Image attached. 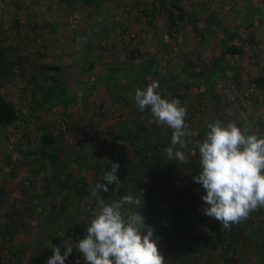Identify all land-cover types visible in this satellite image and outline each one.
I'll use <instances>...</instances> for the list:
<instances>
[{"label": "rangeland", "instance_id": "obj_1", "mask_svg": "<svg viewBox=\"0 0 264 264\" xmlns=\"http://www.w3.org/2000/svg\"><path fill=\"white\" fill-rule=\"evenodd\" d=\"M177 1L195 14L197 21L188 22L186 18L178 24V31L166 23L167 15L158 0H0V45L9 56L20 53L25 58L23 70L17 68L8 82H0V91L15 101L17 111L24 117L0 132V249L5 250L2 252L3 264H29L28 256L21 261L20 253L8 249L14 245L16 234L3 226L12 219L13 210L8 208L16 197L11 190L14 182L17 185L23 182L27 189L40 192L42 197L39 199L44 200L41 202L44 204L43 222L38 227L44 234V259L53 255L47 251L48 247H60L67 241L74 251L65 264H77V261L85 264L82 254L76 251L78 240L67 233L71 221L89 224L99 212L101 199L111 204L127 193L134 197L142 193L143 207L124 205V215L140 211L149 225V217L143 208L150 200L162 213L161 224L171 222V210H182L191 219V225L178 233L161 231L154 234L153 239L158 241L164 259L176 255L170 245L187 238V242L196 248L193 253L195 264H264V209L251 212L241 222L243 229L237 243L229 249L224 248L223 235L221 239L219 235L226 229L203 214L205 204L201 196L206 192L202 185L193 182V177L201 171L197 145L206 138L210 123L227 118V122L222 123L226 126L228 122H234L237 113L243 121L242 128L253 132L262 128L259 122L264 120V88L249 84L247 78L264 74V60L260 61V52L264 49V0ZM46 2H54L50 10L44 9ZM62 5L63 9L60 8ZM255 20L256 24L251 26ZM251 36L258 39V45L249 41ZM226 38L229 44L243 46L245 52L223 56V68L213 71L212 64L221 58ZM130 50H138L135 55L140 58L153 56L158 69L178 78L179 85L173 81L168 83L167 94L169 101L177 99L187 110L186 123L191 135L184 138L185 148L177 145L175 150L183 151L188 160L180 163L167 157L165 149L171 146L172 129L160 124L150 112V118L145 122L147 128L152 127L150 121L156 124L151 141L160 150L161 162L154 157L147 167L138 168L136 174H127L125 185L121 183L123 188L114 199H106L99 193L92 197L91 191L101 179L96 168L98 162L124 165L128 158L134 157L125 142L134 123L140 122V116L132 109L134 92L124 87L125 80H121L119 86L111 87L89 79L112 66H128ZM38 61L62 67L63 73H48L65 80L77 91L76 104L52 106L34 115L28 114V106L34 98L43 96L42 92L37 95V91V96L33 95L27 82ZM233 75L241 76L245 82L238 86ZM199 80L203 81L204 90H198ZM41 84V88L49 85L44 81ZM210 85L214 88L207 87ZM122 96H125L124 101ZM44 129L63 147L66 170L74 179L85 183L88 195L84 198L63 191L54 182L46 183L51 174L48 163L39 162L40 173L34 174L31 169L35 167L29 161L33 156H27L26 151L38 147L37 137ZM122 134L123 138H118ZM260 137L264 138V134ZM165 162L172 167L166 170ZM152 166L156 169L151 170ZM191 196L197 197V204L190 203ZM212 228L214 235L206 234ZM56 236L60 237V244L54 243ZM64 251L61 247V255ZM178 258L175 257V261ZM44 264H47L45 260Z\"/></svg>", "mask_w": 264, "mask_h": 264}, {"label": "clouds", "instance_id": "obj_2", "mask_svg": "<svg viewBox=\"0 0 264 264\" xmlns=\"http://www.w3.org/2000/svg\"><path fill=\"white\" fill-rule=\"evenodd\" d=\"M159 82L150 83L146 90L137 89L134 100L140 111L151 110L152 116L172 129L171 146L165 149L170 160L187 163L183 151L184 138L191 135L186 123L187 110L177 99H164L159 94ZM210 131L198 143L201 171L193 182L202 185L206 195L202 212L220 223L222 229L246 220L250 213L264 209V138L249 135L234 122L226 126L216 120L208 125ZM120 165L113 163L112 170L104 174L106 183H97L91 196L109 191V185L119 190L117 173ZM124 205L143 207L142 193L134 197L127 193L118 202L106 204L99 200V212L87 227L86 235L76 244L85 264H165L158 241L153 239L154 229L146 224L139 212L125 216ZM214 235V234H213ZM61 247L65 249L61 255ZM54 255L47 264H65L73 247L64 241L60 247L52 246ZM79 264V261H77Z\"/></svg>", "mask_w": 264, "mask_h": 264}, {"label": "trees", "instance_id": "obj_3", "mask_svg": "<svg viewBox=\"0 0 264 264\" xmlns=\"http://www.w3.org/2000/svg\"><path fill=\"white\" fill-rule=\"evenodd\" d=\"M160 1V6L164 9V12L167 15V24L173 27L174 31H178V24L183 23L184 20L187 18L188 22H197L195 18V14L188 12L183 6L178 4L177 0H158ZM144 15H148L146 10L143 11ZM16 24L19 23V20H15ZM257 20L251 22V26L256 24ZM249 41L251 43L259 44L258 39H255L254 36L249 37ZM228 38L225 39L224 45L221 48V58L217 60L214 64H212L213 71H219L223 66L221 65V61L223 56L230 54H242L245 52L243 46L237 45L234 43L229 44ZM5 47L0 45V82H8L9 79L12 77L14 72L19 68L20 70L24 69V61L25 58L20 53L16 55H8L4 50ZM138 53V50H130L129 51V58L130 63L128 66L125 67H118L112 66L108 68L107 71L103 73H96L95 76L91 77L89 80L93 81L97 84H103L111 87H117L121 83V80H125L124 87L130 88L134 92L137 89L146 90L147 86L152 82H159V89L158 92L164 99L170 98L167 94L168 90V83L173 81L174 83L179 85V80L176 76L171 73L164 72L157 68L156 61L153 56L140 58L137 57L135 54ZM264 60V49L262 48L260 52V61ZM89 64H92L91 62ZM62 67L58 64H47L41 61H38L35 66H33V71L28 78V86L30 91L33 95H38L40 92L43 93V96L35 97L34 102H32L28 106V114L34 115L35 112H40L42 110H47L52 106L61 105L63 107H67L71 104L77 103L78 93L76 90H72V86H69L63 79H59L50 75L48 72H62ZM248 76V75H246ZM177 78V79H176ZM207 80V78H205ZM232 79L236 81L238 86H241L245 80L237 78L236 75L232 76ZM249 84L257 88H261L264 86V74L256 75L253 77L247 78ZM44 81L45 83L48 82L49 85L46 88H41V82ZM203 81L199 80L197 82V86L199 87L198 90H204L202 86ZM195 85L194 83H192ZM209 88H214V85L207 86ZM174 88H176L174 86ZM172 87L171 90H174ZM44 89V91H43ZM37 91V93H36ZM199 92V91H198ZM36 93V94H35ZM36 95V96H37ZM248 95V94H246ZM252 96V95H251ZM181 97V96H178ZM252 98V97H251ZM122 100H125V96H122ZM132 109L134 108V113L137 116H140V122H135L134 126L132 127L131 131L127 134V146L130 147L131 153L134 156L133 158H128L124 165L120 164V170L117 173L120 182L123 183L127 180V174H136V170L138 168L142 169L143 167H147L149 162L156 157V160L161 162L159 156V149L157 148V144L151 141V133L156 130V124L153 121H150L151 128H147L145 120L150 118V108L146 109L145 111H140L138 105L135 103V100L131 103ZM26 117V116H25ZM38 117V116H36ZM190 117V115L188 116ZM187 117V118H188ZM24 120V117L17 111L15 101L7 98V95L0 91V132L12 126L19 121ZM236 125L243 129L249 130V135L257 134L260 137V134H264V120L259 122V128L256 131H251L249 128H242V119L237 115ZM201 135V134H200ZM118 138H123L122 135H118ZM38 147L34 150L26 151L27 156H33L32 159L29 157L30 164L35 165V167L31 168L34 174L40 173L41 171V163L50 166L51 174L50 179L47 182H54L56 183V187L62 189L63 191H71L73 195L79 198H84V195L87 194V188L84 182L80 179H74L73 175L70 171H67V158L63 154L62 146L58 143L55 136L47 132V130H41L40 134L37 137ZM123 153L124 149L121 150ZM158 157V159H157ZM38 161V162H37ZM45 161V162H44ZM47 161V162H46ZM34 162H37L34 163ZM41 162V163H39ZM39 163V164H38ZM111 163L109 164H102L98 162L96 168L100 173L101 179L98 180L97 183H106L103 179L104 174L106 172H110L112 170ZM166 170L169 169L171 166L170 163H166ZM44 166V165H43ZM172 167V166H171ZM155 167H151V170H155ZM197 169V168H196ZM167 182V181H166ZM96 183V184H97ZM120 183L119 190L117 191L114 185H109L108 192H99V195L102 197L112 200L116 195L120 193L121 188L123 185ZM75 198V197H74ZM197 197L191 196L190 203L197 204ZM18 210V208H16ZM25 207L23 208V210ZM147 216L149 217L147 221L150 223L149 225L154 229V233H160L161 231L170 232L172 234L178 233L181 231L183 227L191 225V219L185 214L182 210L180 211H169L171 213V222L166 224L159 223L161 219L162 213H160L154 203L148 200L147 205L143 208ZM27 210V208H26ZM161 211V210H160ZM131 215V214H126ZM72 225L67 227L68 235L71 234L76 240L83 239L86 235L85 229L87 228V224L84 221H74L72 220ZM242 223L233 224L230 228L221 231L219 235V239H221L223 235V244L224 248L229 249L231 246L233 247V243H237L239 240V236L242 232ZM264 231V227L262 228ZM213 228L208 229L206 234H212ZM2 233V232H1ZM70 236V235H69ZM60 237L56 236L53 241L56 244H60L59 242ZM187 238H183L182 240H177L175 245H170L174 247V252L176 255L173 257H167L165 259V264H195L196 260L193 257V253L196 250L193 247L194 244H189L187 242ZM12 249L14 246L11 247ZM226 249V250H227ZM3 251V248L0 249ZM17 253L16 249L13 250ZM48 252L53 253L52 247H48ZM0 253V264H3V257ZM179 256V258L175 261V257Z\"/></svg>", "mask_w": 264, "mask_h": 264}, {"label": "crops", "instance_id": "obj_4", "mask_svg": "<svg viewBox=\"0 0 264 264\" xmlns=\"http://www.w3.org/2000/svg\"><path fill=\"white\" fill-rule=\"evenodd\" d=\"M63 2V0H61ZM66 1V0H64ZM54 5V2H52V4L50 2H46V7H44V9H51V6ZM159 6V4H158ZM162 11L164 12V9L162 8V6H160ZM61 9L64 8V6L62 5V7L60 6ZM58 9V8H57ZM49 12V11H47ZM50 13H52L50 11ZM165 13V12H164ZM239 79H242L241 76H238ZM261 88H264L261 87ZM225 109V108H224ZM237 116V113L235 114ZM222 118V116H221ZM237 118V117H236ZM236 118H234V123L236 122ZM227 118H223L221 121V123H225L227 122L226 120ZM226 120V121H225ZM246 128V127H244ZM20 181V180H19ZM21 182V181H20ZM15 184L17 185L18 183L14 182V186H12L11 190L14 196H16L10 204V207L8 208L9 210H13L12 211V219L10 218L9 220V224H3L4 227H9L10 231L12 232L13 235L16 234L15 236V241H14V248L11 249L8 247V249L11 250H15L17 251L16 254L20 253V260H25L24 256H28L29 259V264H44V260L45 262H47L48 259H44V243H43V239H44V234H42L40 232V229L38 228L40 226V223L43 222V220L41 219V215L44 216V209H42V207L44 206V204L42 205V203H44V200L41 201V199H39L40 196V192H36L34 190L31 189H27L24 185L23 182H21L20 185L15 186ZM44 184H41V186ZM36 190H38V188H36ZM44 190V189H43ZM22 194H24V199L21 200L22 198ZM42 202V203H41ZM25 207V211H23V208ZM14 208H18L14 210ZM27 208V210H26ZM34 208H36V211H34ZM15 211V213H13ZM39 212L38 214H35ZM42 213V214H40ZM4 221V220H3ZM0 225H1V221H0ZM35 226V227H34ZM32 228V229H31ZM0 231H1V226H0ZM1 234V232H0ZM2 235V234H1ZM1 238V236H0ZM11 243V241H10ZM13 243V242H12ZM11 243V244H12ZM42 246L40 249L39 247ZM5 250L3 249V251L1 250L0 253L4 252ZM9 253V252H8ZM42 253V256L40 257V254ZM16 254H14L15 256H17ZM3 255V254H1ZM34 256L39 257V258H33ZM21 261H15V263H19Z\"/></svg>", "mask_w": 264, "mask_h": 264}]
</instances>
